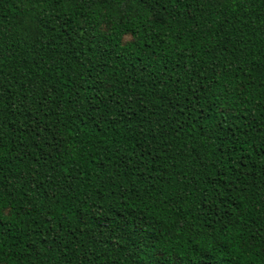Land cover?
Segmentation results:
<instances>
[{"label":"trees","instance_id":"1","mask_svg":"<svg viewBox=\"0 0 264 264\" xmlns=\"http://www.w3.org/2000/svg\"><path fill=\"white\" fill-rule=\"evenodd\" d=\"M0 264H264V0H0Z\"/></svg>","mask_w":264,"mask_h":264}]
</instances>
